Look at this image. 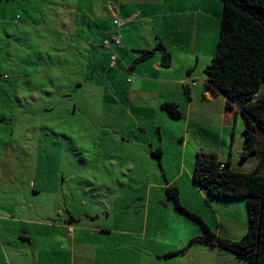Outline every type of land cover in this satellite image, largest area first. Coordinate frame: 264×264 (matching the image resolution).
Returning a JSON list of instances; mask_svg holds the SVG:
<instances>
[{"label": "rangeland", "instance_id": "obj_1", "mask_svg": "<svg viewBox=\"0 0 264 264\" xmlns=\"http://www.w3.org/2000/svg\"><path fill=\"white\" fill-rule=\"evenodd\" d=\"M191 2L197 7L201 5L205 12L218 13L219 17L214 25L210 21L206 32L200 27L198 39L206 50L197 49L199 61L194 73L198 86L202 87V69L211 63L217 49L222 0H191L188 4ZM22 20L19 25L26 23ZM19 43L23 56L27 43L24 38ZM28 59L25 54V60ZM186 59L188 64L192 61L191 66L195 63V55ZM106 70L105 76L115 75V71ZM4 74L1 67L0 75ZM130 76L129 73L120 76L124 82L122 89L128 86L125 78ZM73 80L65 79V85L70 83L67 91L58 90L54 95L59 103L48 104L46 96L47 103L43 101L38 106L35 102H24L21 91L16 94L18 88L0 77V264L3 252L23 260L21 254L29 247L21 241L24 233L30 234L33 242L38 239V243L44 244L46 237H52V226L71 217L79 221L78 225L107 232L105 237L114 242V247L119 246L118 264H237L229 252L200 243L167 257L187 244L186 239L182 245L179 234L190 240L200 230L196 222L173 209L174 202L165 191L166 182L173 184L170 183L173 174L180 170V165L172 161L176 157L178 162L181 152L184 153L181 178L176 181L181 205L199 216L220 238L238 241L247 232L243 199H211L191 179L194 148H218L217 141L194 133L197 127L190 125L191 118L186 123L183 119H170L161 110L151 111L155 102H151L154 96L150 93L129 99L113 98L112 103L111 97L102 101L94 86L85 84L77 89ZM18 87L29 92L26 84ZM42 87L49 89L50 79L46 78ZM60 92L72 97L60 102ZM221 99L210 106L203 104L210 110L208 114L196 112L198 128L216 137L223 136L224 129ZM195 105L199 107L200 102ZM42 107L46 109L44 112ZM237 119L238 125L232 123L230 133L224 132L233 140V152L241 139L242 121L239 115ZM158 127L165 150L160 166L151 156L160 143L159 129L155 131ZM186 130L189 132L185 134ZM182 136L186 141L184 148L176 143ZM170 159L172 163L168 164ZM254 166L252 157L242 162L241 171L248 172ZM54 231L60 232L57 228ZM85 236L90 238L89 234ZM11 239L17 243H8ZM5 245L10 246L9 251H5ZM229 257L231 261L227 262Z\"/></svg>", "mask_w": 264, "mask_h": 264}, {"label": "crops", "instance_id": "obj_2", "mask_svg": "<svg viewBox=\"0 0 264 264\" xmlns=\"http://www.w3.org/2000/svg\"><path fill=\"white\" fill-rule=\"evenodd\" d=\"M190 1L0 0V68L5 70V74L0 77L10 80V86L13 85L16 90L18 88L17 91L14 89L16 94L19 90L21 91L24 102H35L38 106L43 101L50 105H54L55 102L59 103V100L53 97L59 93L58 90L67 91L66 88H69L67 85L70 83L65 85V79L68 77L74 79L73 82L77 89L85 84L94 86V91L100 93L102 101H108L111 97L112 103L117 98L119 100L129 99L131 96L140 97L142 94L150 93L154 96L151 102L156 104H152L151 111H163L161 104L164 102L175 103L182 113L179 120L183 119L188 123L191 118L190 125L197 127L196 132L195 129L193 130L194 133L217 141L218 148L196 147L194 155L198 151L215 152L220 161L231 159L233 166L242 170L244 168L241 167L240 154L244 144V120L234 110L226 108L223 96H215L205 87L204 75L201 79L203 86H198L194 73L199 61L198 51L206 50L198 39L202 33L200 27L206 32L211 20L213 25L218 21V13L205 12L201 5L197 7L195 2L188 4ZM116 18L124 21L119 28L113 25V20ZM22 19H25L27 24L19 25L18 21H23ZM203 24L204 27L201 26ZM24 29L27 30L26 34H24ZM111 33L119 36L120 46L107 50L102 43ZM23 38L27 43V48L21 56L23 50L19 42ZM158 43H161L170 55L169 66H162L159 52H154L144 60H138L143 51L152 50ZM25 54L29 57L28 60H25ZM112 55L116 57L113 67L110 66ZM188 55L190 57L195 55V63L192 66V61L190 64L186 62ZM175 63L177 68L173 69ZM106 68L115 71V75L109 73L105 76L103 72L108 71ZM70 71L74 73L69 75ZM128 73L131 75L125 78V84L128 86L122 89L121 84L124 82L120 81V76L125 77ZM46 78L50 79L49 89L42 87ZM70 81L72 80H68ZM23 84H26V90L29 92L18 87ZM69 95L71 94L63 93L62 96L60 92V102L70 99L72 96ZM221 97L223 99L219 101V106H221L224 129H222L223 136L218 134L216 137L207 130L198 128L196 112L201 111V114L203 111L208 114L207 111L210 110L206 105L203 107V104L210 106ZM198 101L200 102L199 107L195 105ZM45 110L43 108L42 112ZM164 113L172 119L166 112ZM238 115L242 121L241 139L237 142L236 152H233V140L230 141L229 135H225L224 132L230 133L232 123L235 127L238 125ZM158 129L160 143L157 144V149L160 148L162 151L160 160H157L160 166L165 150L162 147L161 128L158 127L155 131ZM188 132L186 130L184 133ZM176 143L178 145L180 143L181 148H184L185 138L178 137ZM183 159L184 153L181 152L178 162L176 157L175 161H172L180 165V170L178 168L173 174V179L170 181L173 184H169L166 180L165 187L168 185L178 187L176 181L181 178ZM172 162L170 159L168 164ZM193 185L197 186L194 182ZM173 209L175 210V207ZM179 218L180 216L177 217ZM78 222L76 219H70L63 224H55L50 232L52 237H46L44 244L38 243V239L33 242L30 234L24 233L25 236L21 241L27 243L29 247L21 254L23 260L18 258V255L15 258L2 250L1 262L3 264H118L116 258H118L119 246L114 247V242L105 237L107 232L99 233L96 227L78 225ZM55 228L60 230L59 234L54 231ZM82 231L85 233L78 234ZM198 232L194 236H198L200 230ZM96 233L102 236H96ZM86 234H89L90 238H86ZM180 236L182 245L186 239L185 242L189 241V238H185L182 233L179 234ZM9 242L17 243L12 239ZM5 247V251L7 249L9 251L10 246L5 245ZM229 261H231L230 257L227 259V262Z\"/></svg>", "mask_w": 264, "mask_h": 264}, {"label": "trees", "instance_id": "obj_3", "mask_svg": "<svg viewBox=\"0 0 264 264\" xmlns=\"http://www.w3.org/2000/svg\"><path fill=\"white\" fill-rule=\"evenodd\" d=\"M154 52L161 54L162 66L170 65V55L161 43L143 51L138 60ZM202 72L205 87L215 96H223L226 108L243 118L240 160L246 162L253 157L255 166L248 172L241 171L231 159L223 162L215 152L198 151L194 155L192 179L211 199H243L248 229L238 241L220 238L199 216L181 205L178 187L168 185L165 191L175 210L196 222L200 234L167 257L200 243L229 252L237 264H264V0H222L216 53ZM161 109L172 119L182 117L175 103L164 102ZM161 155L160 148L151 152L158 161Z\"/></svg>", "mask_w": 264, "mask_h": 264}, {"label": "built area", "instance_id": "obj_4", "mask_svg": "<svg viewBox=\"0 0 264 264\" xmlns=\"http://www.w3.org/2000/svg\"><path fill=\"white\" fill-rule=\"evenodd\" d=\"M123 24H124V21L120 18H116L113 20V25L117 28L121 27ZM102 46L107 50H110L111 47L120 46L119 36H117L115 33H111L110 36L103 41ZM115 59H116L115 55H112L110 58V62H111L110 66L111 67L114 66Z\"/></svg>", "mask_w": 264, "mask_h": 264}]
</instances>
